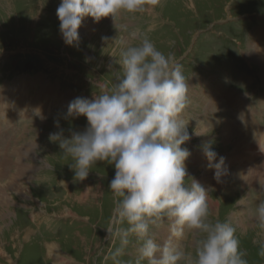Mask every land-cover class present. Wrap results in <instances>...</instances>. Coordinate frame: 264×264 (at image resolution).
<instances>
[{
  "label": "rangeland",
  "instance_id": "374dc122",
  "mask_svg": "<svg viewBox=\"0 0 264 264\" xmlns=\"http://www.w3.org/2000/svg\"><path fill=\"white\" fill-rule=\"evenodd\" d=\"M60 3L0 0V264H137L143 241L133 233L113 258L122 247L116 230L129 227L119 222L117 199L109 189L114 166L97 162L85 180L74 181L71 157L49 134L60 130L57 120L65 137L69 129H85L86 117L65 118L69 102L93 98L99 84L112 88L123 72L122 52L145 37L181 66L188 85L182 118L189 140L181 145L191 153L185 182L196 180L205 188L209 220L236 229L248 264H264L259 254L264 230L255 220L264 201V178L251 179L249 173L264 156L231 159L221 183L214 178L216 169L198 158L206 160L202 148L208 143L218 153L216 162L233 151L218 129L225 118L235 125L236 109L227 100L233 93L264 131V65L256 45L258 38L264 41V0H160L150 12L122 11L99 22L88 16L78 30L77 46L65 44L60 33ZM213 115L220 120L213 123ZM170 227L164 220L150 226L149 235L160 245L171 239L195 257L204 234L186 229L182 237H171ZM49 245L60 255L54 256Z\"/></svg>",
  "mask_w": 264,
  "mask_h": 264
},
{
  "label": "clouds",
  "instance_id": "9594fccd",
  "mask_svg": "<svg viewBox=\"0 0 264 264\" xmlns=\"http://www.w3.org/2000/svg\"><path fill=\"white\" fill-rule=\"evenodd\" d=\"M159 4L160 0H61L57 8L60 33L65 44L77 46L85 17L99 22L122 11L150 12ZM120 66L122 75L112 88L99 84L100 92L93 98L76 97L69 102L65 118L86 117L83 131L69 129L71 134L65 137L57 120L54 123L60 130L49 134V140L71 157L74 181L85 180L97 162L114 166L109 189L117 199L119 222L129 227L116 230L122 247L113 258L121 254L133 233L143 241L137 264L140 260L147 264H248L236 229L228 222L209 220L205 188L196 180L185 182V161L191 153L181 147L189 140L182 118L188 85L181 66L147 37L122 52ZM35 114L45 119L39 110ZM202 151L221 183L227 174L224 158L216 163L218 153L211 143L203 145ZM164 220L171 222V237H182L186 229L204 234L195 257L171 239L160 245L151 238L150 226ZM255 220L264 230V201L256 208ZM106 230L109 237L113 235L111 226ZM259 254L264 256V245Z\"/></svg>",
  "mask_w": 264,
  "mask_h": 264
},
{
  "label": "bare ground",
  "instance_id": "6f19581e",
  "mask_svg": "<svg viewBox=\"0 0 264 264\" xmlns=\"http://www.w3.org/2000/svg\"><path fill=\"white\" fill-rule=\"evenodd\" d=\"M95 25V24H94ZM97 26V25H96ZM95 26V27H96ZM96 32H98V29H96ZM264 41L261 42V38H258V42H257V46L261 48V51L258 53L257 58L261 61V63H263L264 65V46H263ZM263 48V49H262ZM252 50V49H251ZM258 60V61H259ZM29 82H33L31 79L29 80ZM39 88V87H37ZM228 92V91H227ZM48 93V92H47ZM45 93V95L47 94ZM209 94H211V92H208ZM16 95L18 96V98L20 96H23V93H16ZM44 95V97H45ZM63 96V95H62ZM65 96V95H64ZM63 96V97H64ZM211 96V95H210ZM214 96V95H213ZM212 96V97H213ZM230 98L227 99L229 100L232 104L231 106L234 107V109H236V116L234 117L235 120V125L233 124H229L227 121L229 118H225L222 119L223 121L221 122L222 126L218 127L219 131L221 132V134L224 136V140L226 142H229V144H231L233 151L231 153H228L227 155L229 157L224 158V165L223 168H225L226 170L228 169V165L231 161V159L233 158H240L241 160L245 161V160H250V156L253 155H262L264 156V131L263 133L260 131V129L258 128V126L256 125V121H253V115L251 114L250 111H247V107L243 106L241 104V102L239 101L238 97L235 95V93L229 95ZM228 96V97H229ZM226 98V96H225ZM27 99V98H26ZM216 99V97H215ZM214 98L211 99L212 104L216 105V100ZM27 101V100H26ZM61 101H64L66 103V101L63 99ZM218 102V101H217ZM221 103V102H220ZM223 103V102H222ZM4 105V103H2ZM30 104V103H29ZM44 104V103H43ZM211 105V104H210ZM245 105V104H244ZM41 106V105H40ZM15 107H17V105H15ZM209 107V105H208ZM216 107V106H215ZM230 107V106H229ZM213 108V106H212ZM13 109V108H12ZM15 109V108H14ZM217 109V108H216ZM222 108H220V110L218 112H222L221 111ZM210 111V110H209ZM213 112V111H212ZM12 113V112H11ZM203 114V113H202ZM232 117V116H230ZM210 116H208L209 120ZM213 123L216 122V120H220V117H217L215 115L212 116V118H210ZM187 122V121H186ZM218 124V123H217ZM199 125V124H198ZM220 125V124H219ZM204 126V125H203ZM236 126V127H235ZM206 127V126H205ZM196 128V127H195ZM194 128V129H195ZM207 128V127H206ZM245 128H247V130H245ZM203 129V128H202ZM239 130L238 132L236 130ZM202 131V130H201ZM195 132V131H194ZM202 133V132H201ZM241 134L242 137H241ZM245 134H247L245 136ZM196 136V135H195ZM194 138V137H193ZM208 139V138H207ZM246 139L248 141H246ZM207 141V140H206ZM220 142V141H219ZM223 142V141H222ZM224 144V143H223ZM230 154H235L232 158L230 156ZM199 163H206V165L209 163L208 160L204 159V157L202 155H200L198 157ZM20 159V158H19ZM219 160V159H218ZM20 161V160H19ZM242 162V161H240ZM250 162V161H249ZM218 163V162H216ZM259 163V162H258ZM245 166V165H243ZM208 167V166H207ZM250 172V177L251 179H256V180H261L264 178V160L259 163V164H254L251 169L249 170ZM248 173V174H249ZM207 175V174H206ZM203 176V175H202ZM201 176V177H202ZM206 177V176H205ZM204 177V178H205ZM241 177V176H240ZM246 177V176H245ZM206 180V178H205ZM211 180V178H210ZM208 180V181H210ZM14 181V180H13ZM248 181V180H247ZM245 182V181H244ZM252 182V181H251ZM202 183V182H201ZM243 183V182H242ZM203 184V183H202ZM248 184V183H247ZM12 185V184H11ZM246 184H243V186ZM249 186V184H248ZM210 201V200H209ZM210 203V202H209ZM214 205H216V203H214ZM214 207V206H213ZM242 223V222H241ZM240 224V223H239ZM50 249V252H54L52 253L54 256L55 255H60L59 250L56 248L55 245H49L48 246ZM56 248V249H55Z\"/></svg>",
  "mask_w": 264,
  "mask_h": 264
}]
</instances>
